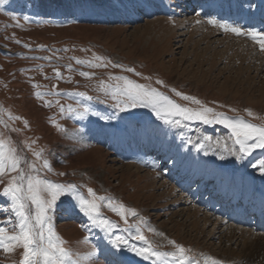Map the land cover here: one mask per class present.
I'll return each instance as SVG.
<instances>
[{
  "label": "rangeland",
  "instance_id": "1",
  "mask_svg": "<svg viewBox=\"0 0 264 264\" xmlns=\"http://www.w3.org/2000/svg\"><path fill=\"white\" fill-rule=\"evenodd\" d=\"M26 1L6 0L0 6V139L5 140V149L15 148L20 167L40 179L74 185L76 194L88 198L91 188L96 196L111 197L138 213L127 215L125 222L102 205L103 216L115 225L108 233L94 225L69 195L61 196L49 213L51 226L66 241L64 247L73 258L81 264H157L155 258L145 260L111 243L121 236L129 246L145 247L133 238L139 227L154 249L177 251L169 243L174 241L198 264H205L206 259L207 264L213 260L257 264L245 258L238 239L229 243L230 232L218 231L213 236V225L204 231L201 223L195 228L190 224L179 212L183 205L175 202L182 191L167 173L180 166L183 175L191 173L196 161L198 169L204 166L205 159L191 153L190 147L197 145L225 163L228 170L220 177L232 182L234 194L240 195L237 186L243 183L245 196L253 187L254 197H259L264 184L258 179L264 175L250 162L264 158V149H255L243 161L232 158L222 143L229 148L227 135L232 145L234 138L223 124L180 117H176L181 119L179 125L167 123L150 106L123 110L105 89H114L113 77L125 76L181 106H205L226 117L264 126V51L259 44L247 34L225 31L220 25L226 24L213 20L206 11L184 12L190 3L196 7L194 0ZM57 68L60 76L54 71ZM85 72L89 76L81 75ZM85 107L88 112L81 116ZM201 143L204 148L199 147ZM235 148L238 151L239 146ZM29 165H35V170ZM203 171L209 172L208 166ZM15 175L6 170L0 177V228L9 235L19 231L18 217L3 189ZM163 181L173 185L177 195L169 196L166 187H160ZM183 194L188 195L184 190ZM232 234L242 233L236 229ZM93 249L96 255L89 257ZM23 252L22 246L8 251L0 247V264H20Z\"/></svg>",
  "mask_w": 264,
  "mask_h": 264
},
{
  "label": "snow or ice",
  "instance_id": "2",
  "mask_svg": "<svg viewBox=\"0 0 264 264\" xmlns=\"http://www.w3.org/2000/svg\"><path fill=\"white\" fill-rule=\"evenodd\" d=\"M6 0H0V6L4 5ZM225 31H231L237 35L247 34L253 41L259 44L264 51V29L257 32L254 29L248 30L246 33L240 28L220 25ZM97 60H102L101 57H96ZM83 64L84 61H77ZM91 63V62H89ZM95 66L104 67L105 64ZM115 67H120L115 65ZM129 72H134V69H126ZM56 75L60 76L58 70ZM81 75L89 76V73H81ZM117 81L113 88H106V91L111 93L114 100L117 101L116 107L127 110V108H135L137 106H150L161 120L167 123H175L179 125L183 120H200L205 124L220 123L231 130L233 139V147L228 148L223 145L227 151L235 155L239 160L243 161L246 157L252 155L255 149H264V126L254 125L239 118H229L222 114L215 113L213 109L201 106L200 109H191L186 106H181L169 98L163 96L156 89L149 88L146 85H141L130 80L125 76L113 77ZM158 83H162L158 81ZM40 95V93H37ZM79 96H85L84 93H77ZM184 100H190L192 103L200 105L201 102L194 97L184 96L182 93H176ZM88 99H92L88 97ZM88 112L85 107L81 116ZM251 115V112H249ZM106 118V117H102ZM205 141H211V137H204ZM5 140L0 139V177L6 170L8 172H16L17 175L12 176L9 184L3 189V195L11 198V211L18 217L19 231L13 230L12 234H7V229L0 228V247L5 251L11 250L15 246H22L24 249L23 259L20 264H81V261L73 258L71 250L64 247L66 241L60 238L51 226L52 212L61 196L69 195L76 201V207L87 216L94 225L102 228L108 233H111L115 225L107 217H104L101 212V207L106 206L112 212L116 213L121 219L127 222V215L137 216L135 209L126 208V206L118 201H114L111 197L96 196L93 189H88L89 197L76 194L74 185L53 184L50 181L40 179L33 175L30 171H26L20 167L21 157L13 147L5 149ZM220 144V141L216 142ZM235 145L239 146L238 151ZM199 147L204 148L201 143ZM39 156L40 153H35ZM26 163V161H25ZM250 166L256 168L264 175V158L250 162ZM44 167H48L45 162ZM29 169L35 170V165H29ZM2 182V181H0ZM155 231L154 229H149ZM163 235V233H159ZM145 243V247L137 248L129 246L121 236H115L111 243L114 247L129 248L136 255L143 257L145 260L155 258L157 264H198L197 261L190 259L185 255L183 246L175 244L174 241H169L173 244L177 251L162 252L154 249L149 241H147L142 230L137 227L136 235L133 237ZM85 242H88V237H85ZM96 255L95 249L89 253V257ZM89 257H85L88 259ZM207 264V259L205 260ZM212 264H219L213 260Z\"/></svg>",
  "mask_w": 264,
  "mask_h": 264
},
{
  "label": "bare ground",
  "instance_id": "3",
  "mask_svg": "<svg viewBox=\"0 0 264 264\" xmlns=\"http://www.w3.org/2000/svg\"><path fill=\"white\" fill-rule=\"evenodd\" d=\"M189 6L191 9H194V8H192L191 4ZM242 14L243 13H241L239 15H242ZM219 15L220 14L216 13V17H218ZM235 15H238V13H235ZM117 17H118V14H117ZM230 26H234V25H230ZM95 135L102 138V133H100L99 135H97V134H95ZM227 138L229 139L228 140V146H229V148H232L233 145L230 141L231 137L229 135H227ZM223 145L224 144L222 143V146ZM190 149H191V153L193 151H195L198 153V154L196 153L197 157H199L200 159H202V158L205 159V160L203 159L205 161V165L199 167V169H198L197 167H198V164L200 162L198 163V161H196L197 164L194 166L193 172L185 173V175H186L185 177H183V172H179V173H177V175L173 173L175 175V177L173 179L175 180L176 185L180 187L181 191L184 190L188 194L189 190L191 188H193V190H191V194L189 196H191V198L194 200H191V198L188 195H184V194H180V196H178V197L175 196L176 197L175 202L177 204L179 203V204L183 205V207L180 208L179 212H182L184 215L187 216V219H189L188 221H190V224H192V226H194V228L197 226L199 227V225L201 223L202 227L204 228V231H209L208 230L209 226L213 225V227H214V233H212L213 236L215 235V232H218V231H220L223 235L230 232V235L228 233L229 243H233L236 239H238L239 244L241 246V250L245 253V258L252 259V260L255 259L257 264H264V260H263L264 259V234L260 233V232L255 233L251 229L231 224L226 219H223L222 217L218 216V215L223 216L226 213L227 206L229 208H231L232 206L235 205L234 200L237 196L236 194H234L235 196L232 197L231 196L233 194L232 191H231V193H225V189H227V187H228V179L227 178H225V181L226 180L227 181L223 182V186L220 183L221 181H220L219 176L222 173L226 172L228 170V167H226L225 163H223L220 159L219 160L214 159L213 158L214 157L213 152H211V151L209 153L205 152L203 150L200 151V149H198L197 145H195L193 147L191 146ZM199 152H201V154H199ZM204 152L206 153V155L204 154ZM235 157H236L235 155L232 156V158H235ZM200 159H199V161H201ZM207 166H208L209 172L205 173L203 171V168L207 167ZM195 168H196V170H194ZM183 170H184V168H182L181 171H183ZM219 170H221L220 174L216 175V172ZM227 174L229 175V172H227ZM258 180L264 184V181H263L264 179H262V177H259ZM211 181H212V183H210ZM249 183H252V180H250ZM215 184H219L218 188H221V192H222L221 202L222 203L216 204L215 201L212 200V198L215 196V193H216L214 191L213 193H211L212 195L209 196L208 199L210 201H209V204L204 211L203 208H200L197 206L198 201L200 200L202 195L204 196L206 189H211V192H212V189L215 186ZM242 186L245 187V185H242ZM160 187L161 188L166 187L165 192L169 196H171L173 194L177 195L176 194L177 191H176L175 187L173 185L170 186L168 181L167 182L166 181L161 182ZM245 189H247V188L245 187ZM250 193L252 194V197H254V195L255 196L257 195V191L256 190L254 191L253 187L250 190ZM250 193H249V195H250ZM228 194L230 195L229 198H228ZM226 199H230V201H231L228 205L226 203H224V201H226ZM250 201L252 203H255V204L259 203V205L256 206L255 218L252 219L254 222L253 226H255L256 225V219H257L256 217L258 215L260 217L264 216V212H263V208H262V205H264V193H262L259 197L257 196V197L251 198ZM242 202L243 203L247 202L246 196L243 198ZM241 216L242 215L240 213L237 216L234 214H233V216H231L230 213H228V215H227V217L233 218V220H239V221L241 219ZM236 229L241 231L242 234L240 236L235 237L232 234L233 231H235ZM210 231L213 232L212 228L210 229Z\"/></svg>",
  "mask_w": 264,
  "mask_h": 264
},
{
  "label": "trees",
  "instance_id": "4",
  "mask_svg": "<svg viewBox=\"0 0 264 264\" xmlns=\"http://www.w3.org/2000/svg\"><path fill=\"white\" fill-rule=\"evenodd\" d=\"M26 1V0H25ZM24 2V1H23Z\"/></svg>",
  "mask_w": 264,
  "mask_h": 264
}]
</instances>
